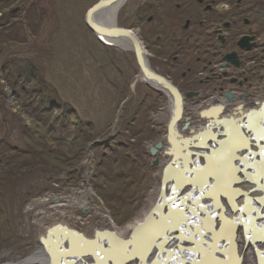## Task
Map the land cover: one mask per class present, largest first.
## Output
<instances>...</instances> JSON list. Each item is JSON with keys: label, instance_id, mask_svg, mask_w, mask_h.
<instances>
[{"label": "rangeland", "instance_id": "374dc122", "mask_svg": "<svg viewBox=\"0 0 264 264\" xmlns=\"http://www.w3.org/2000/svg\"><path fill=\"white\" fill-rule=\"evenodd\" d=\"M99 1L32 0L29 11L20 14L37 30L24 55L36 56L42 75L61 99L53 111L52 123L58 129L54 136L64 139L62 121L66 117L58 106L64 103L81 120L93 124L95 140L81 148L76 169L65 172L68 167L57 165L53 171L39 173L29 185L9 184L0 190V264H19L41 247L35 224L40 212L46 210L51 223L64 211L71 212L69 206L61 208L59 203L76 201L80 205L72 213L84 215V191L89 190L96 208L122 229L143 213L157 185L160 163L155 164L158 156H152L150 148L166 137L169 97L143 81L133 51L101 43L88 28L87 12ZM138 1L123 4L117 17L119 26L130 29L132 9ZM18 3L11 2L15 5L12 12L20 11ZM8 8L0 16L8 14ZM1 84L8 101L0 109V140L9 143V149L24 147L19 126L31 127L32 120L20 111L4 80ZM69 120L74 121L72 116ZM17 125L19 130L13 131ZM39 130L45 135V130ZM73 141L74 135L67 139ZM96 141L101 144L91 146ZM115 201L121 213L115 214Z\"/></svg>", "mask_w": 264, "mask_h": 264}, {"label": "flooded vegetation", "instance_id": "af4514ba", "mask_svg": "<svg viewBox=\"0 0 264 264\" xmlns=\"http://www.w3.org/2000/svg\"><path fill=\"white\" fill-rule=\"evenodd\" d=\"M129 28L142 40L151 68L179 88L186 105L195 107L205 99H212L213 104L209 108L224 107L225 110L237 97H250L256 106L264 97V0H139L132 9ZM241 153L243 150L239 156ZM231 154H226L225 159L207 156L210 160L218 157L220 162L216 168L217 163L211 164L213 167L201 174L198 182L196 179L193 189L206 194L210 190L218 189L219 192L215 198H201L200 193L194 194L193 208L197 206L207 212L199 213L196 208L192 209L193 220H213L214 206L220 207L225 201L224 194L230 190L232 193L237 191L242 200L247 199L246 204L253 202L249 194L251 190L258 192V181L250 180L251 167L247 168L246 164L238 167L236 161L243 163L242 158L233 161L235 154ZM239 171L241 177L237 176ZM220 172L227 176L230 173L237 179L232 183L225 176L219 178ZM214 177L218 178V183ZM216 183L220 187H216ZM248 185L252 189H247ZM257 196L259 201L262 196L259 193ZM221 215L219 213L217 218L220 219ZM177 220L188 221L184 215ZM76 230L97 240L101 236L115 239V232L117 236L128 239L133 229L123 234L119 227L115 231L97 230L94 234L82 228ZM97 250L104 252L100 248ZM93 257L88 263H98ZM141 260L145 264L146 256Z\"/></svg>", "mask_w": 264, "mask_h": 264}, {"label": "bare ground", "instance_id": "6f19581e", "mask_svg": "<svg viewBox=\"0 0 264 264\" xmlns=\"http://www.w3.org/2000/svg\"><path fill=\"white\" fill-rule=\"evenodd\" d=\"M115 16V7H111L110 10H108L104 14V19L108 21H113ZM108 43H111L112 41L110 40H105ZM114 43V42H112ZM212 99H205L203 100L202 103H200L199 106H191L189 104H185V109H184V114L180 122L177 124V129L180 134H183L184 137L191 136L198 131H201L198 137H201L202 139L198 140L196 139L195 142L197 143H187V144H182L179 143V140H175L177 133L172 131V136L173 142L170 143L168 141V135L166 131V137H164L162 141L163 147L158 149L157 155L158 156L156 159L160 163V168L158 172V182L157 185L152 189L149 199L147 201L146 208L144 209L143 213L136 217L131 219V221L127 224L126 227L120 229V232L127 233L131 231L135 226L140 224L141 222L144 221V219L149 215L150 211L152 208L155 206L160 192H161V178L163 175V172L165 170V167L167 164H169L172 160V158L178 157L177 163L180 164V168L184 167V172H178V177H176V173L173 172L172 176L175 179H178L180 181L187 182L186 185H184V188L186 191L190 190V179L194 180L196 177L197 182L199 179L202 177V173L200 171H196L195 175L192 176L189 173H187L189 170L192 171L194 167L204 170L205 167H203V163L208 162V170L211 169L213 166L211 164L217 163L214 167L216 168L218 166V162H220V157H216L212 160H210L209 157L211 155L212 150L216 152L218 148H220L217 152H219L222 148L221 141H224L227 137V135H232L234 133H230L228 131H234V127H228L225 132L224 128H216L214 131L213 129L210 130L209 128H206L207 124L210 122V119L213 117H202L200 115V112L204 109H208L210 105H212ZM264 101V97L260 98V103L258 106H256L254 103H251V99L249 98H235L232 102L228 104V107L225 110H222L221 112L218 113V119L223 118V117H230L232 119H241L243 115H246V113L250 112L253 109H258L259 106H261V103ZM210 103V104H209ZM239 105H241L240 108H236ZM170 110V115H169V120L171 119V116L173 115L174 107L172 103H169L168 106ZM164 116L166 113L164 112ZM216 125L217 121L215 122ZM188 124L187 129H183V127ZM193 131V132H192ZM225 132V133H224ZM233 136V135H232ZM234 135V139H235ZM170 148L172 149V152L170 151ZM224 153H229L230 151L226 148H224ZM193 153L195 155H193ZM240 153V152H239ZM170 154V155H169ZM225 155V154H223ZM155 156V157H156ZM228 157V156H227ZM209 158V159H208ZM181 159L182 161H185V165H182L183 163L178 161ZM198 159V160H197ZM208 159V160H206ZM211 161V163H210ZM264 164V161L262 162ZM260 163H254L249 171L248 178L250 180H255V179H264V165ZM175 168V165H174ZM226 167V171H227ZM207 170V171H208ZM180 171V170H179ZM186 171V172H185ZM192 173V172H191ZM204 173V172H203ZM207 173V172H206ZM175 174V175H174ZM240 175L241 173H237V176ZM225 176L227 179V175L219 173V178H222ZM192 177V178H191ZM200 177V178H199ZM196 179L193 181V185L197 184ZM225 179V178H224ZM214 180H217L218 183V178L214 177ZM182 182V183H184ZM196 182V183H195ZM263 181H261L262 183ZM216 183V187H220L219 184ZM180 190V191H181ZM260 191H264V188H260ZM184 191V190H183ZM182 191V192H183ZM89 190H85L84 194H86V200L84 201L85 205L83 206L85 214L82 215H77L78 213L74 212L72 213L77 207L79 206L80 203L76 201L72 202H66V203H59L61 208L67 209L68 206L71 209V212L68 210V212L64 211L60 215H57V212H55L56 218L50 223L48 221V214L46 210L44 212H40L38 214V218L36 219L35 224L37 225L39 229V236L40 237H45L47 234L48 229L54 227L57 224H62L66 225L69 228L72 229H85L87 230V233H92L94 234L97 230H112L115 231V228L118 229L115 221L109 214H103L101 211H99L96 208V204L94 203V195H90ZM250 192V191H248ZM205 192H203V195ZM209 195H214V190H210L207 192ZM248 195V194H247ZM258 195L257 191H252L249 194V197L251 199L253 198V202L247 203V199H241L238 192L235 191L232 194V191H229L224 194L225 196V201L221 202V206L217 208L215 205L213 208V211H215V215L213 216V220L211 219H203V223L197 225V229L193 230H187L186 233L188 236H185L190 240L183 239L185 231L182 232L181 229H176L175 227H172V230H170L167 233V228L166 227H160L161 231L163 233H167V235L164 236V239L159 242L158 240L156 242V245L159 246L160 251L162 256L164 257V262L163 264H171L170 261L174 260L176 257H179L181 255V248H184L182 253L185 252V247L187 246L186 244H191L194 245L195 248L193 251L195 252L191 258H187L186 260L188 261H196V264H264V197L260 199V202L256 200V197ZM232 196V197H231ZM237 196V200H235V197ZM216 197V194H215ZM232 198V199H231ZM240 198V199H239ZM178 199V198H177ZM175 199V200H177ZM232 201V202H231ZM236 201V202H235ZM229 202L233 205H229ZM244 203V211L240 213L239 216H237L238 208ZM195 203L194 205H196ZM227 204V206H226ZM184 208L186 210H189L190 212L193 209L192 201L189 199L185 204ZM227 207V209H226ZM233 207V208H232ZM196 212L202 213L207 212L203 208H197L195 206ZM52 209V208H51ZM53 211L58 210V207H53ZM68 213V215H67ZM219 213L223 214L221 215L220 219H218L217 216ZM70 215V218H69ZM180 215V214H179ZM177 213L175 216H179ZM53 216V215H52ZM237 216V217H236ZM231 218V219H230ZM76 227V228H75ZM201 232V233H200ZM236 234V245H237V259L235 258V252H234V245H233V237ZM201 234L203 239H201ZM87 235V234H85ZM170 235V236H169ZM179 235H181L180 238H177ZM89 237V235H87ZM92 238V237H89ZM172 238V239H170ZM200 238V240H199ZM247 238L249 239V245H247ZM185 241L183 243L180 241ZM136 242L137 247H148L150 243L142 241ZM145 242V243H144ZM63 241L57 242L55 247L57 246L58 248L62 247ZM105 246V247H110L111 246V241L108 240L106 243L100 245ZM113 246H115V241L113 243ZM56 247V248H57ZM67 248V247H66ZM223 248V250H222ZM65 249V248H64ZM69 249V248H68ZM86 250L89 249L90 247L86 246ZM221 249V251L217 254V250ZM145 249L144 252H139L137 256L142 259L143 256H146L147 259L151 262H156L155 264H161L159 259H156V257H150L151 254H149L148 250ZM224 250H227L229 253L227 254ZM62 251V249L60 250ZM152 252V251H151ZM159 252V251H158ZM160 253V252H159ZM212 254V257H211ZM96 256V255H95ZM185 255H182L184 257ZM99 257L100 260L102 259V256H96ZM151 258V259H150ZM90 260L91 257L88 256L86 260ZM96 261L98 258H94ZM115 261V260H114ZM35 263V264H49V256L46 254V252L42 249V247H38L33 253V255L21 262L20 264L23 263ZM240 262V263H239ZM100 262H98L99 264ZM136 263V262H135ZM137 264V263H136Z\"/></svg>", "mask_w": 264, "mask_h": 264}, {"label": "water", "instance_id": "95a60500", "mask_svg": "<svg viewBox=\"0 0 264 264\" xmlns=\"http://www.w3.org/2000/svg\"><path fill=\"white\" fill-rule=\"evenodd\" d=\"M126 1L127 0H100L87 12L86 25L94 33V35L101 43L105 45L127 48L133 51L143 81L154 87L157 91L163 92L169 97V102L173 104L174 111L170 121L168 122L167 130H166L168 131L167 132L168 141L170 143L173 142L174 139L171 138V136H172V131L175 130V132L177 133L175 140H179V143L182 144L197 143L195 142L196 139L199 142V140L202 139L201 137H198L201 131H198L197 133L191 136L184 137L183 134H180L177 129V124L182 119L185 109V98L181 93V91L179 90V88L176 87L171 81L166 79L164 76L158 74L151 68L148 62L147 53L143 45V42L136 34V32H134L131 29L121 27L118 25V21H117L118 12ZM112 6L115 7V16L113 21H108L104 19L103 16L108 10L111 9ZM16 11L17 10L15 9L14 12ZM105 40H110L114 43L112 42L108 43ZM222 110H224V107L213 106L208 109H204L200 112V115L202 117L205 116L210 118L213 117L212 119H210V122L206 126V128H209L210 130L213 129L214 131L216 128L217 129L224 128L226 132L227 131L226 129L228 127H232V128L234 127L233 129L234 131H228L230 133H234L232 134L233 136L227 135L226 139L224 141H221V145H220L222 146L221 150L219 152L217 151L220 148H218L216 152L212 150L211 155L219 156L221 159H225L226 154L229 153L230 154L232 153L233 155L235 154V156H232V158H234L233 161L238 160L237 158L239 157V159L242 158L240 160L241 162H243V163H238L239 161H236L238 167L240 166V164L241 165L246 164L247 168L251 167L253 163L258 162L261 164L264 161V101L261 103V106L258 109L251 110L250 112L246 113V115H243L241 119H232L230 117H223L218 119V113L221 112ZM216 121L218 125H216L215 123ZM187 128H188V124H186L183 127V129H187ZM234 135L236 136L235 137L236 140L234 139ZM255 137H257L258 139L255 140ZM230 139L232 140L234 139L233 140L234 142L231 141ZM96 144H101V142L96 141L91 146ZM162 147H163L162 142L158 143L154 147H151L150 148L151 155L156 156L158 149ZM224 148L228 149L230 152L224 153L225 150ZM242 150L243 153H241L242 155L240 154L239 156V152H241ZM245 150L247 151L245 152ZM170 151L172 152L171 148ZM193 155L195 154L193 153ZM177 159L178 157L174 156L171 162L166 165L161 178V192L159 198L155 206L150 211L149 215L144 219V221L133 228L130 238L128 239L121 238L117 236V233L115 232L114 233L115 239L109 237L112 240V241L110 240L111 246L101 247L100 245L106 243L109 240V238L106 239V236H101L98 237L97 240H92L91 238L89 239L85 237L84 234L80 233L76 229L69 228L66 225L57 224L54 227L48 229L45 237H40V245L42 249L46 252V254H48L49 256V264H89L88 263L89 259L87 261L86 258L88 256L93 257V255H94L93 258H98V260H100V258L96 256H102L101 257L102 259L100 261H97L100 262L99 264H113V263L133 264L135 262L137 264H144L141 263L142 260L137 256L136 252L137 253L144 252L145 249H147L149 254H151L150 255L151 258L155 256L156 259H159L160 263L163 264L162 262H164L165 260L161 254L159 246L156 245V242L158 240H160L159 242H161L164 239V236L167 235V233L170 230H172L171 226L175 227L176 229H181L182 232L185 231V233H183L184 235H182L183 239L186 238L185 241L186 240L190 241L186 237L188 236L186 231L197 229V225L204 222V221L201 222V221L193 220L194 211L192 210L190 212L189 210H186L184 208L185 206L184 204L189 199H191L192 201L194 194L200 193V190L193 189L194 185L192 179H190L189 181L192 186L190 187L191 189L189 191H186L185 189L181 190V188H184V185H186L187 182L180 181L172 176V173L175 172L176 177H178V172H184L185 169L184 167L180 168V164L177 163ZM178 161L182 162L183 163L182 165H185V161H182L181 159H179ZM1 162L2 159H0V163ZM157 163L158 160L155 161V164ZM207 166H208V162L205 163V166H203L205 168L204 170H201L200 173L203 174V172L204 173L208 172ZM196 171L199 170L198 168L194 167L192 171L189 170L187 173H189L190 175H195ZM261 181L264 182V179L262 180L259 178L258 183L256 184H258V186H261V184H263V182L261 183ZM260 188L257 189L258 192H261L259 190ZM247 189H252V186L248 185ZM189 192L191 193L189 194ZM218 192L219 190L217 189L216 191H214V195L213 196L211 195L209 197L215 198V194H217ZM201 197L206 198L205 195L204 196L201 195ZM174 203L180 205L179 210L173 207ZM244 210H245L244 208H239L237 212V216H239L240 213L243 212ZM176 213L180 215L175 216ZM183 215L184 217H186L188 221L185 222V221L177 220L178 217H183ZM160 227H166L168 230L167 233H163ZM236 234L237 233H235L234 234L235 236L233 237V245L235 247L234 248L235 258L238 256L237 245H236ZM180 237L181 235H179L177 238ZM201 239H203L202 234H201ZM140 240L141 243H143L142 241L150 243L149 246L148 247L140 246V248L137 247V244L135 243L139 242ZM60 241L64 242L62 247L58 248L56 246L57 247L56 248L55 247L56 243ZM114 241H115V246H113ZM181 242L183 243V245L186 244L183 241ZM249 243H250L249 239L247 238V245H249ZM186 245L187 246L185 247L186 249L185 252L182 253L184 248H181V255L179 257H176L174 260H171L170 261L171 264H196V261L186 260L187 258H189L190 260L193 259L191 257L195 253L193 251L195 246L191 244H186ZM86 246L90 247V250L89 249L86 250L85 249ZM98 248L102 249L104 252L102 253L98 252L101 251V250H97ZM134 248L137 250H134ZM61 249L62 251H60ZM92 251L93 252L97 251V253L95 252L94 254H92L91 253ZM220 251L221 249H218L217 254ZM224 251L227 254L229 253L227 250ZM182 255L185 256L182 257ZM132 259L134 260L131 261ZM146 262L145 264L156 263L149 261L147 257H146ZM23 264H35V263L32 262V263H23Z\"/></svg>", "mask_w": 264, "mask_h": 264}, {"label": "trees", "instance_id": "16d2710c", "mask_svg": "<svg viewBox=\"0 0 264 264\" xmlns=\"http://www.w3.org/2000/svg\"><path fill=\"white\" fill-rule=\"evenodd\" d=\"M12 1L14 0H0V12L9 6L8 14L0 16V88L1 81L4 80L20 111L30 116L33 126L17 125L13 129L17 131L18 126L20 127V137L26 141L24 147L17 145L9 149V143L0 140V155L3 156L0 165V190L9 184L29 185L39 173L53 171L57 165L68 167L65 172L76 169L83 153L81 148L95 140L91 132L93 124L81 120L64 103H58L66 117L62 121L64 142L54 136L58 129L54 125L56 122L52 123L53 111L57 108L55 103L61 102V99L55 95L51 84L42 75L36 56L24 55L26 48L32 44V39H35L37 30L28 25L27 16L21 17L20 14L29 11L27 9L32 6V0H15L19 1L18 13L12 12L15 7L11 5ZM0 100V109L4 110L8 101L5 91L0 90ZM71 116L73 122L69 120ZM41 128L45 130V135L40 134ZM72 135L75 141L67 142ZM116 204L117 201L115 214L118 211ZM108 206L112 208V205Z\"/></svg>", "mask_w": 264, "mask_h": 264}, {"label": "snow or ice", "instance_id": "6c2138e0", "mask_svg": "<svg viewBox=\"0 0 264 264\" xmlns=\"http://www.w3.org/2000/svg\"><path fill=\"white\" fill-rule=\"evenodd\" d=\"M173 207H175V208H177V209L179 210V208H180V205H179V204H176V203H174V204H173Z\"/></svg>", "mask_w": 264, "mask_h": 264}]
</instances>
